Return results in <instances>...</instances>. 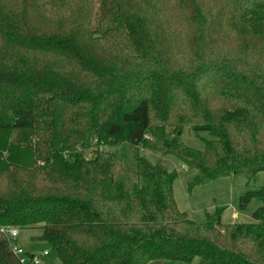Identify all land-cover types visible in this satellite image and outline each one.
Returning <instances> with one entry per match:
<instances>
[{"label":"trees","instance_id":"16d2710c","mask_svg":"<svg viewBox=\"0 0 264 264\" xmlns=\"http://www.w3.org/2000/svg\"><path fill=\"white\" fill-rule=\"evenodd\" d=\"M169 156L189 190L264 172V0H0V228L62 264H264V186L253 222H196ZM0 264H25L2 235Z\"/></svg>","mask_w":264,"mask_h":264},{"label":"rangeland","instance_id":"374dc122","mask_svg":"<svg viewBox=\"0 0 264 264\" xmlns=\"http://www.w3.org/2000/svg\"><path fill=\"white\" fill-rule=\"evenodd\" d=\"M203 135L210 137L205 133H203ZM181 140L188 146L199 149L203 148L201 140L196 137L194 132L185 130L181 136ZM88 149L86 155L89 157L94 156L96 147L91 146ZM140 151V154L153 164H157L162 159L159 153L147 149H140ZM133 154L134 151L129 149L127 153L122 154V156L118 158L119 162L115 165V172L117 175L125 174L134 178V170L131 162ZM165 167L179 174L174 182L175 198L179 209L186 212L194 221L201 223L205 222L206 213L213 214L216 209L221 211V219L223 222L251 223L254 221L252 214L261 205L260 199H253L246 210L239 211V198L249 189L256 190L264 186V172L257 174L255 179L250 182L243 177H222L206 185L196 186L189 190L188 185L192 182L196 174L194 170L186 168L185 164L174 156L167 157ZM41 233L42 231L40 229H20L16 241L17 246L24 250V253L20 256L27 259L28 262L30 260L29 254L40 255L44 251H48L49 255L42 258L41 264H62L58 252L53 248L50 242L36 238ZM150 264H201V261L199 258H195L190 263L167 260L154 261Z\"/></svg>","mask_w":264,"mask_h":264},{"label":"built area","instance_id":"2783aa9c","mask_svg":"<svg viewBox=\"0 0 264 264\" xmlns=\"http://www.w3.org/2000/svg\"><path fill=\"white\" fill-rule=\"evenodd\" d=\"M146 138L150 139L152 138L151 135H147ZM0 233L1 235H3L4 237H6L9 240V246L11 247V250L13 251V253L20 258L21 262L25 263V264H41L42 263V258H44L45 256H47L49 254L48 251H44L42 254L40 255H35L33 254L32 256H29V261L27 262V259H24L23 257H21L20 255L24 253V250L19 248L16 244V241L18 239L20 230L17 227H8V228H0Z\"/></svg>","mask_w":264,"mask_h":264},{"label":"crops","instance_id":"0c3cea01","mask_svg":"<svg viewBox=\"0 0 264 264\" xmlns=\"http://www.w3.org/2000/svg\"><path fill=\"white\" fill-rule=\"evenodd\" d=\"M49 255V254H48Z\"/></svg>","mask_w":264,"mask_h":264}]
</instances>
